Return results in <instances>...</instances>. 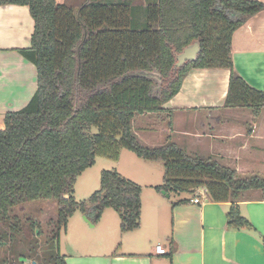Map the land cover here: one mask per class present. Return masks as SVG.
<instances>
[{
  "label": "trees",
  "instance_id": "16d2710c",
  "mask_svg": "<svg viewBox=\"0 0 264 264\" xmlns=\"http://www.w3.org/2000/svg\"><path fill=\"white\" fill-rule=\"evenodd\" d=\"M7 4L28 6L34 20L31 44L18 52L35 65L37 89L23 108L5 114L0 129V215L29 201L56 202L49 238L54 252L47 264H66L55 251L56 239L75 211L91 212L96 222L105 208H112L122 232L139 225L142 186L114 169L101 172L98 189L86 198L73 196L77 176L95 157L117 160L120 148L163 162L156 190L171 194L205 188L211 201L230 202V226L252 228L238 202L253 193L264 200V177L246 174L259 167L228 166L211 154L189 152L170 136L161 135L160 145L143 143L133 122L137 115L156 114L170 127L172 113L163 106L193 68L228 69L223 106L247 109L255 119L264 108V90L236 72L231 38L264 10L263 2L0 0ZM195 40L201 47L196 60L173 68L174 53ZM146 126L141 131L152 130ZM35 251L34 245L22 254L33 258Z\"/></svg>",
  "mask_w": 264,
  "mask_h": 264
},
{
  "label": "crops",
  "instance_id": "0c3cea01",
  "mask_svg": "<svg viewBox=\"0 0 264 264\" xmlns=\"http://www.w3.org/2000/svg\"><path fill=\"white\" fill-rule=\"evenodd\" d=\"M33 29L28 6L0 5V129L5 114L23 108L37 89L35 65L18 52L30 46ZM231 49L236 72L264 90V10L234 30ZM228 78L224 68L189 70L163 106L172 113L171 126L160 125L155 133H174L189 152L211 154L228 166L264 168V108L253 119L247 109L224 107ZM139 179H132L142 186L139 225L122 232L112 208H105L96 222L91 212L75 211L56 239L66 264H264V200L257 193L238 202L252 228L236 227L227 219L230 202L211 201L205 189L167 194L154 189L160 183L147 174ZM24 255L0 252V262L29 264L31 258Z\"/></svg>",
  "mask_w": 264,
  "mask_h": 264
},
{
  "label": "rangeland",
  "instance_id": "374dc122",
  "mask_svg": "<svg viewBox=\"0 0 264 264\" xmlns=\"http://www.w3.org/2000/svg\"><path fill=\"white\" fill-rule=\"evenodd\" d=\"M80 2L81 0L78 1V4ZM155 115L156 114L137 115L133 122V128L143 143L146 141H148L149 143L147 144L150 145H160L161 142L163 143L164 139H162L161 136L155 135V138H153L146 132L141 131L144 124L152 127V130H147L148 132L156 130L159 125H167V119H159ZM169 119H171V117ZM154 124L156 126H153ZM188 128L189 127H186L185 129L188 130ZM93 131H97V129ZM162 134L164 138L170 136V140L176 142L173 138L174 133L167 135L164 133ZM117 160L108 156H96L94 164L77 176L73 190L74 198L79 201L98 189L100 174L103 170L114 169L126 178L129 176L128 179L131 178L130 180H140L139 178H145L147 174V177L151 180H155V182L160 184L162 183L164 174L162 161H150L139 158L133 151L124 148H120ZM253 173L264 177V168H253L246 171V174ZM90 185L94 187H91L92 191L89 192ZM204 189L205 188H199L198 190H201L200 192L202 193L205 192ZM56 212L57 208L55 201L34 200L13 207L5 216L0 215V252L5 253L8 257L13 254L16 258H21L17 256L18 253H26L35 245L36 251L33 256L34 259L31 258L29 264H33V261H36L38 264H47L48 257L54 252V249H52L53 243L49 238L52 230H55L53 221L56 218ZM32 224H34V226ZM47 241H49V243ZM0 264L5 263L1 261Z\"/></svg>",
  "mask_w": 264,
  "mask_h": 264
},
{
  "label": "water",
  "instance_id": "95a60500",
  "mask_svg": "<svg viewBox=\"0 0 264 264\" xmlns=\"http://www.w3.org/2000/svg\"><path fill=\"white\" fill-rule=\"evenodd\" d=\"M201 47L198 40L193 41L192 43L185 46L180 52L174 53V65L173 68H180L188 62L195 61L198 54L200 53ZM33 264H36L33 262Z\"/></svg>",
  "mask_w": 264,
  "mask_h": 264
},
{
  "label": "built area",
  "instance_id": "2783aa9c",
  "mask_svg": "<svg viewBox=\"0 0 264 264\" xmlns=\"http://www.w3.org/2000/svg\"><path fill=\"white\" fill-rule=\"evenodd\" d=\"M200 194V193H199ZM199 194H198V196H196L194 199H193V201L195 202V203H197V202H199ZM156 250H157V252H159V253H162V254H164L165 253V250L161 247V245H157L156 246Z\"/></svg>",
  "mask_w": 264,
  "mask_h": 264
}]
</instances>
